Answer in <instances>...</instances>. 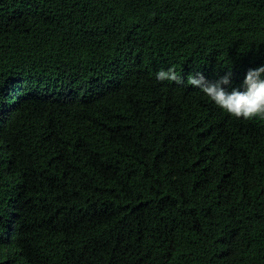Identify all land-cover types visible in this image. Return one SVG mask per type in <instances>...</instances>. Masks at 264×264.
Masks as SVG:
<instances>
[{
  "label": "trees",
  "instance_id": "obj_1",
  "mask_svg": "<svg viewBox=\"0 0 264 264\" xmlns=\"http://www.w3.org/2000/svg\"><path fill=\"white\" fill-rule=\"evenodd\" d=\"M260 66L264 0H0V264H264V120L187 85Z\"/></svg>",
  "mask_w": 264,
  "mask_h": 264
},
{
  "label": "clouds",
  "instance_id": "obj_2",
  "mask_svg": "<svg viewBox=\"0 0 264 264\" xmlns=\"http://www.w3.org/2000/svg\"><path fill=\"white\" fill-rule=\"evenodd\" d=\"M231 73L221 77L214 83L208 82L204 76L197 73L187 77V85L199 88L218 108L237 119L264 120V66L249 69L243 81V90L238 88L226 91L223 85L230 83ZM158 81H170L177 85L184 83L182 77L173 67L160 69L156 73Z\"/></svg>",
  "mask_w": 264,
  "mask_h": 264
},
{
  "label": "bare ground",
  "instance_id": "obj_3",
  "mask_svg": "<svg viewBox=\"0 0 264 264\" xmlns=\"http://www.w3.org/2000/svg\"><path fill=\"white\" fill-rule=\"evenodd\" d=\"M87 262V261H86ZM96 263V262H95Z\"/></svg>",
  "mask_w": 264,
  "mask_h": 264
}]
</instances>
